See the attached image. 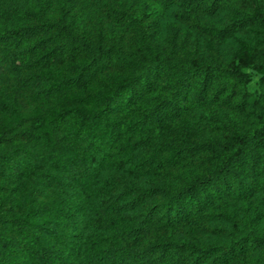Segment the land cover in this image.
Listing matches in <instances>:
<instances>
[{"label": "trees", "instance_id": "obj_1", "mask_svg": "<svg viewBox=\"0 0 264 264\" xmlns=\"http://www.w3.org/2000/svg\"><path fill=\"white\" fill-rule=\"evenodd\" d=\"M89 1L59 0L44 10L0 4V264H264L246 259L250 245L264 251V235L227 246L167 235L264 190V119L222 137H162L160 153L133 165L170 175L199 158L200 170L182 184L151 180L106 197L105 184L89 175L95 165L119 169L111 154L124 140L147 144L143 134L188 115L191 103L222 99V90L212 91L221 78L248 80L241 69L253 57L202 63L185 38L177 46L175 29L168 48L155 50L163 12L175 7L179 21L219 43L250 25L264 28V0H238L244 11L222 26L199 25L200 16L233 0H143L138 10L100 0L117 37L104 21L84 24L79 6ZM254 67L264 71V55ZM61 97L72 101L55 107Z\"/></svg>", "mask_w": 264, "mask_h": 264}, {"label": "rangeland", "instance_id": "obj_2", "mask_svg": "<svg viewBox=\"0 0 264 264\" xmlns=\"http://www.w3.org/2000/svg\"><path fill=\"white\" fill-rule=\"evenodd\" d=\"M47 2H49L47 4ZM59 0H0V4H14L21 9L40 7L54 9ZM120 2L126 5L132 3L138 10L143 0H108L111 3ZM103 1L84 2L79 17L89 28L98 26L104 21V26L108 23V35L119 36L120 30L112 21H107L103 15ZM244 9L239 8V1L233 0L230 7L218 9L214 15L200 16L199 25L213 23L218 26L226 24L234 13ZM160 27L154 39L155 50L168 48L171 36L170 28L177 33V46L182 44V39L186 40V50L192 54L195 50L198 60L207 62L212 56L218 55L224 65L239 64V58L245 55L253 57L255 63L243 67L242 72L248 75V80L237 83L231 78H221L212 87L213 90H222V99L217 102L207 101L202 106L191 103L188 115L177 119H169L161 127H154L151 132L143 134L149 138V142L135 144L133 139L124 140L111 154V160L120 161L119 169L108 166L99 167L95 165L89 171V175L105 184L103 195L118 194L128 192L135 187H144L151 180H168L173 184H182L195 172L200 170L199 158L189 164L179 163L169 175L161 174L145 167L133 169V165L145 155H157L160 138L174 137L177 140H197L200 138H210L213 136H224L231 132H248L259 126L264 119V112L260 104H264V71L255 68L257 64H262L264 55V28L256 23L247 28L235 32L226 40L219 43L205 38L195 30V25L183 24L177 18L175 7L166 10L161 15ZM197 26V25H196ZM119 30V31H118ZM185 32H188L185 34ZM127 40V38H126ZM185 43V42H183ZM9 90V88H7ZM96 91L101 89H95ZM230 97V104L226 105L223 100ZM61 97L55 102V107L68 106L72 99ZM130 115H123V123L129 121ZM187 128V131H186ZM138 136V134H137ZM135 166V165H134ZM133 193H135L132 190ZM264 190L257 193L243 202H232L218 205L214 209V214L205 221L184 224L180 228H174L167 232L168 237L173 241L187 240L197 245H222L227 246L237 240H245L253 234L264 235V204L261 196ZM259 214L258 222L252 221V216ZM249 244V242H247ZM264 251L260 247L250 245L246 259L257 261L263 259Z\"/></svg>", "mask_w": 264, "mask_h": 264}]
</instances>
